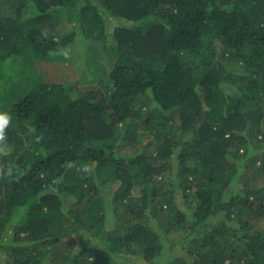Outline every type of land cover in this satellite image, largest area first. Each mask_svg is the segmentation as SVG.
Listing matches in <instances>:
<instances>
[{
    "label": "trees",
    "instance_id": "16d2710c",
    "mask_svg": "<svg viewBox=\"0 0 264 264\" xmlns=\"http://www.w3.org/2000/svg\"><path fill=\"white\" fill-rule=\"evenodd\" d=\"M0 112V264H264V0H0Z\"/></svg>",
    "mask_w": 264,
    "mask_h": 264
},
{
    "label": "rangeland",
    "instance_id": "374dc122",
    "mask_svg": "<svg viewBox=\"0 0 264 264\" xmlns=\"http://www.w3.org/2000/svg\"><path fill=\"white\" fill-rule=\"evenodd\" d=\"M59 61L62 62V60L58 59L57 62H59ZM36 67L38 68V70L42 69L41 73L44 77H40L41 79L44 78V80H46V81L51 80V82L60 81L61 79H63V77H61V65L53 67L51 63H49L48 65H45L41 62L32 63V62L28 61V68L31 71V74H33V75L35 74V72H36L35 68ZM36 76H38V75H36Z\"/></svg>",
    "mask_w": 264,
    "mask_h": 264
},
{
    "label": "clouds",
    "instance_id": "9594fccd",
    "mask_svg": "<svg viewBox=\"0 0 264 264\" xmlns=\"http://www.w3.org/2000/svg\"><path fill=\"white\" fill-rule=\"evenodd\" d=\"M11 123V117L5 112H0V142L6 141V129Z\"/></svg>",
    "mask_w": 264,
    "mask_h": 264
}]
</instances>
